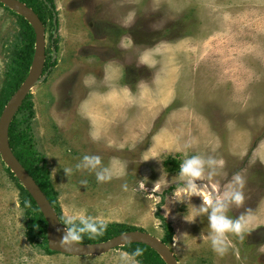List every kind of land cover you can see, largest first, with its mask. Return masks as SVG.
<instances>
[{"label":"rangeland","instance_id":"rangeland-1","mask_svg":"<svg viewBox=\"0 0 264 264\" xmlns=\"http://www.w3.org/2000/svg\"><path fill=\"white\" fill-rule=\"evenodd\" d=\"M55 2L57 65L18 118L65 222H118L163 238L161 204L180 264H264V242L250 239L264 225V0ZM20 30L0 3V96ZM52 33L49 20L48 49ZM85 156L100 163L85 166ZM173 158L180 169L166 164ZM192 158L204 161L200 177L181 173ZM22 198L0 154L1 264H141L124 246L48 253L29 239ZM214 211L242 225L225 233L223 255L212 246Z\"/></svg>","mask_w":264,"mask_h":264},{"label":"trees","instance_id":"trees-1","mask_svg":"<svg viewBox=\"0 0 264 264\" xmlns=\"http://www.w3.org/2000/svg\"><path fill=\"white\" fill-rule=\"evenodd\" d=\"M30 7H32L40 16L45 25L49 23L52 27V31L55 30L56 25L53 20L57 17V6L55 0H22ZM1 3V2H0ZM2 4V3H1ZM4 5V4H3ZM5 6V5H4ZM7 7V6H6ZM10 9L9 7H7ZM11 10V9H10ZM15 14V11L11 10ZM19 16V22L21 26L20 37H17L14 43V54L12 56V62L10 66V72H8L5 86L3 87L0 96V118L7 106L10 99L14 96L17 90L22 86L26 80L32 65V61L35 53V42L36 33L30 22L23 16ZM52 36H54L52 34ZM55 50H58V39H55ZM53 51L52 49L49 50ZM52 55L49 56V60L46 63V68L52 65ZM32 94L30 93L18 113L16 114L10 128V143L11 147L22 162L29 173L35 178L37 183L46 193L47 197L51 201L52 205L56 209L60 219L70 229H74L78 232L80 239L77 240L81 243H97L104 242L118 236L124 232L132 230H143L136 227L129 226L123 223H94L97 231L95 233L91 231L79 232L80 228H83V223L68 225L62 216V210L59 204L58 192L52 182L51 172L45 164V158L35 148L33 143L32 135L29 132V128H21V120L18 118V114L25 108L32 107V102L29 101ZM42 162L44 163L42 165ZM171 170L180 169V163L175 158L169 159L166 162ZM12 176L19 182L21 190L23 191L22 204L26 209V227L27 234L31 242H37L42 245L48 253H55L49 248L47 238V220L39 208L37 202L27 189L22 185L20 180L15 176L11 169L7 166ZM161 204L157 215L163 221V228L165 230V236L162 238L163 241L171 245L173 237L175 235L174 227L161 213ZM124 249L129 253L133 254L141 264H167L161 255L151 248L150 246L143 243H131L124 246ZM137 250L140 254L136 255Z\"/></svg>","mask_w":264,"mask_h":264},{"label":"water","instance_id":"water-1","mask_svg":"<svg viewBox=\"0 0 264 264\" xmlns=\"http://www.w3.org/2000/svg\"><path fill=\"white\" fill-rule=\"evenodd\" d=\"M0 2L26 18L36 33L35 53L30 72L22 86L8 102L0 118V154L44 214L48 223L49 248L70 256H91L103 255L127 244L143 243L156 250L167 264H180L173 247L148 231L132 230L97 243H81L67 239L69 229L60 219L46 193L18 159L10 143V128L16 114L26 97L46 78V74L43 75L47 58L46 25L38 13L22 0H0ZM57 20L58 18L55 17V22Z\"/></svg>","mask_w":264,"mask_h":264},{"label":"clouds","instance_id":"clouds-1","mask_svg":"<svg viewBox=\"0 0 264 264\" xmlns=\"http://www.w3.org/2000/svg\"><path fill=\"white\" fill-rule=\"evenodd\" d=\"M84 161H85V166H92V167H95L97 164L100 163L98 157L85 156ZM203 163L204 161H202L200 158H192L190 160H187L182 165V169H181L182 175H187L189 177H200L202 175ZM97 179L104 180L106 179V177L102 174H98ZM189 187L191 191L193 192L196 191V187L195 185L191 184V181L189 182ZM233 196L237 203H239L242 200V195L239 193H235L233 194ZM216 211H218V209ZM216 211H214L211 217V227L215 233V235L212 238V246L215 252H217L220 255H223L227 251V247H228V241L226 240L225 233L239 232L241 230L242 225L240 222L231 221L226 217H224L223 215H216ZM81 222L83 223L84 227L80 228L79 232L91 231L95 233L97 231L96 225L93 222H90L89 220L83 217H81ZM67 239L75 241V240H79L80 236L76 230L70 229L68 232ZM139 254L140 252L139 250H137L136 255ZM121 255L123 259L125 260L128 259L127 253H122Z\"/></svg>","mask_w":264,"mask_h":264},{"label":"flooded vegetation","instance_id":"flooded-vegetation-1","mask_svg":"<svg viewBox=\"0 0 264 264\" xmlns=\"http://www.w3.org/2000/svg\"><path fill=\"white\" fill-rule=\"evenodd\" d=\"M57 22L54 21L55 25H57V27L55 28V30L53 31V35L52 38H51V45H50V48L48 49L47 47V58H46V63L47 61L49 60V56L52 55V58H51V61L53 62L52 65H49L47 68H46V64H45V68H44V73L43 75L46 74V78L43 80V81H47V79L52 75L51 72H53V68L57 65V60H56V56H57V52L59 51V38H57V36H59L58 32H59V16L57 14ZM51 26V24H50ZM108 30V29H107ZM121 31H124V30H121ZM58 39V42H57V45H58V50H55V39ZM50 49H52L53 51H49ZM33 94V93H31ZM264 225H259L256 229L252 230L251 234H250V239L251 241L253 242L254 241V244L256 245L257 242H264ZM60 253V252H59ZM0 260H2V258L0 257ZM0 264H1V261H0Z\"/></svg>","mask_w":264,"mask_h":264},{"label":"bare ground","instance_id":"bare-ground-1","mask_svg":"<svg viewBox=\"0 0 264 264\" xmlns=\"http://www.w3.org/2000/svg\"><path fill=\"white\" fill-rule=\"evenodd\" d=\"M210 199H211V198H210ZM210 199H209V198H207L205 201H207V200L209 201ZM210 201H211V200H210ZM210 201H209V202H210ZM209 202H208V203H209Z\"/></svg>","mask_w":264,"mask_h":264}]
</instances>
